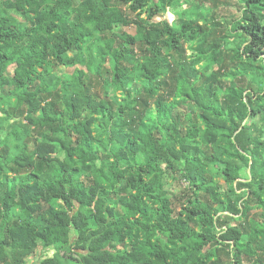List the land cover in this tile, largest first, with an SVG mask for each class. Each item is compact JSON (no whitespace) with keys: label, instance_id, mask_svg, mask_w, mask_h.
Here are the masks:
<instances>
[{"label":"trees","instance_id":"16d2710c","mask_svg":"<svg viewBox=\"0 0 264 264\" xmlns=\"http://www.w3.org/2000/svg\"><path fill=\"white\" fill-rule=\"evenodd\" d=\"M242 1L227 42L202 12L155 22L173 0H0V264H264V0Z\"/></svg>","mask_w":264,"mask_h":264},{"label":"rangeland","instance_id":"374dc122","mask_svg":"<svg viewBox=\"0 0 264 264\" xmlns=\"http://www.w3.org/2000/svg\"><path fill=\"white\" fill-rule=\"evenodd\" d=\"M178 6L175 7L174 5L177 4V0H173V5L169 6L167 10L153 18V20L161 21L167 20L169 23L177 22L179 16L181 15L182 11H198L205 14L208 21L207 23L210 24L212 28V35L215 37H219L223 39L226 38L227 42H231L233 39V33H229L227 30L230 27V21L240 16V11L243 7L242 0H178ZM190 16V15H188ZM114 30L116 31H126L127 33L134 34L135 28L134 26H118L115 27ZM226 42V43H227ZM189 53V50L187 51ZM78 66H82V64H78ZM73 68L66 69L67 72H71ZM11 72V69H10ZM228 82V80H225ZM237 83L240 86H245L247 83L246 78L239 77L237 79ZM258 129L263 130V127L258 124ZM264 132V131H263ZM221 181V180H220ZM171 187L176 191H180L182 188L181 184H177V182H171ZM234 223V222H232ZM48 256L52 255V250L46 251ZM37 254L30 258L29 264H39Z\"/></svg>","mask_w":264,"mask_h":264}]
</instances>
